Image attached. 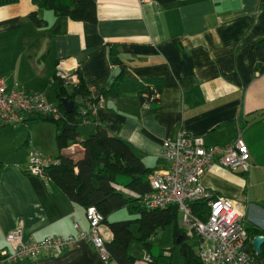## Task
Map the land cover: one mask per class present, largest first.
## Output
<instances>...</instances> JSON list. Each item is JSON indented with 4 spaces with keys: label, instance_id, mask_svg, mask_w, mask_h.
Here are the masks:
<instances>
[{
    "label": "crops",
    "instance_id": "0c3cea01",
    "mask_svg": "<svg viewBox=\"0 0 264 264\" xmlns=\"http://www.w3.org/2000/svg\"><path fill=\"white\" fill-rule=\"evenodd\" d=\"M96 15L95 23L74 21L33 0L0 6V77L55 103L53 72L74 79L79 74L95 97L121 71L118 93L101 97L93 116L154 171L168 165L163 141H175L180 133L202 137L206 146H223L241 135L249 170L232 171L214 160L202 184L232 199L242 226L264 236V0H96ZM116 56L122 67L114 63ZM147 87L158 88L160 98L146 108L140 93ZM10 126L0 118V146L10 145L0 159V249L7 247L5 235L20 228L25 240L73 237L61 252L25 264H106L88 240L77 237L74 224L88 229L84 206L52 191L46 179L27 173L12 156L27 146V163L31 151L56 157L55 125L29 119L12 126L17 134ZM128 213L109 220L137 215ZM100 234L107 242L112 238L104 223ZM252 238L245 251L253 264H264V242L256 253ZM154 239V245L169 244ZM135 244L134 256L148 254Z\"/></svg>",
    "mask_w": 264,
    "mask_h": 264
},
{
    "label": "trees",
    "instance_id": "16d2710c",
    "mask_svg": "<svg viewBox=\"0 0 264 264\" xmlns=\"http://www.w3.org/2000/svg\"><path fill=\"white\" fill-rule=\"evenodd\" d=\"M17 1L0 0V6ZM156 1L168 3L173 0ZM33 2L40 8L52 10L57 16L74 21L95 23L97 20L96 0H33ZM30 16L34 22H40L36 18V13L32 12ZM113 54L110 52V56ZM112 58L114 63L123 66L117 56ZM51 77L54 82L53 93L57 114L29 118L52 122L55 125L57 162L44 169L51 190L64 192L71 201L84 206V215L88 206H94L102 213V223L106 224L112 233L111 240L106 241L105 245L110 258L117 264H131L137 258L130 252L133 243L141 245L147 251L150 256L148 264H170V254L166 249L153 244V239L169 224L173 225L174 242L179 246L183 264H200L197 250L195 251L186 241L188 237L179 225L177 206L172 205L163 210H148L142 202L144 195L150 191L149 175L155 169L145 166L125 140L112 134L93 116L94 108L101 97L118 93L119 84L123 80L122 72L113 76L110 82L101 88L100 96L95 97L91 95L79 74L75 83H69L54 72ZM62 98L74 103L71 112L64 110L60 102ZM82 117L88 118L87 124L92 125V131L78 132ZM71 144H79L83 148V154L77 160L72 159L64 151ZM189 206L193 215L206 218L208 207L205 199L190 201ZM122 209L137 215L134 218L109 220L113 213ZM132 225L137 226L138 235L133 233ZM244 229L251 238L263 234L261 230L247 226ZM194 244L198 245L197 240ZM261 254H264V248Z\"/></svg>",
    "mask_w": 264,
    "mask_h": 264
},
{
    "label": "built area",
    "instance_id": "2783aa9c",
    "mask_svg": "<svg viewBox=\"0 0 264 264\" xmlns=\"http://www.w3.org/2000/svg\"><path fill=\"white\" fill-rule=\"evenodd\" d=\"M61 77L69 83L77 81L73 77ZM140 97L141 104L147 108L159 100L160 91L156 87H147L141 91ZM55 114L57 107L54 102L46 101L41 94L24 87L9 86L0 77V118L4 124H26L29 118ZM81 122L85 123L84 120ZM64 151L74 160L83 154L79 144H71ZM162 155L168 168L149 175L151 190L142 199L145 208L162 210L177 206L182 214L179 225L184 234L198 242L200 264H253L244 249L249 237L233 200L214 195L202 184V177L214 160L232 171L249 170L250 152L241 135L223 146H206L202 137L180 133L175 141H163ZM56 162V157H44L37 151H31L26 171L47 179L44 169ZM196 199H205L208 203L209 212L205 219L191 212L189 202ZM85 218L88 229L82 230L74 224L77 237L88 240L104 263L117 264L110 258L106 241L100 234L102 213L94 206H88L85 208ZM5 242L7 247L0 249V264H25L39 256L47 257L61 252L72 244L73 237L58 235L25 240L22 229L15 228L5 235ZM149 261L150 256L146 254L131 264H148Z\"/></svg>",
    "mask_w": 264,
    "mask_h": 264
},
{
    "label": "rangeland",
    "instance_id": "374dc122",
    "mask_svg": "<svg viewBox=\"0 0 264 264\" xmlns=\"http://www.w3.org/2000/svg\"><path fill=\"white\" fill-rule=\"evenodd\" d=\"M47 98L52 99L51 93L47 96ZM12 126L16 127L14 125H12ZM12 126H10V128L14 129V132L17 134V130L19 128L18 127L17 128H13ZM91 130H92V125H88V124H82L81 123L79 125V127H78V132H81V131L88 132V131H91ZM52 147L54 148V153H55L56 148H55L54 142H52ZM9 148H10V145L7 142L2 143V145L0 146V159L1 158H5L6 154L8 153V149ZM29 150H30V148H29ZM25 151H28V147L27 146L26 147L25 146L24 147L21 146L18 149H16L15 151L12 152V156L15 159L18 158V160L20 162H23L24 166L26 167L28 158L25 157ZM129 215L130 214L128 213V210L123 209L120 212L112 215L111 216V220L112 219H118V218H124V217H127ZM181 220H182V214L180 212H178V221L180 222ZM172 226H173L172 224L166 225L164 227V229L160 233H158V235L154 239V243H160V244L169 243V244L164 245V248L170 254V264H183V258H182L181 254L179 252V246L174 242ZM133 229H135V225L133 226ZM195 240H194V238H190V237L186 239V241L190 245H192L193 249L196 251L197 250V246L194 244ZM138 246H139L138 244H135V247H138ZM143 255L144 254L139 255L138 258H142Z\"/></svg>",
    "mask_w": 264,
    "mask_h": 264
},
{
    "label": "water",
    "instance_id": "95a60500",
    "mask_svg": "<svg viewBox=\"0 0 264 264\" xmlns=\"http://www.w3.org/2000/svg\"><path fill=\"white\" fill-rule=\"evenodd\" d=\"M60 102L62 103L63 108L66 112L69 113L72 111L73 106H74V103L72 101H69L66 98H62ZM177 240H179V238ZM263 242H264V236L261 234L256 235L252 238V244H253V247L256 253L261 252V245L263 244Z\"/></svg>",
    "mask_w": 264,
    "mask_h": 264
},
{
    "label": "bare ground",
    "instance_id": "6f19581e",
    "mask_svg": "<svg viewBox=\"0 0 264 264\" xmlns=\"http://www.w3.org/2000/svg\"><path fill=\"white\" fill-rule=\"evenodd\" d=\"M183 134H185V133H183ZM186 135H188V134H186ZM192 136V135H191ZM168 168V165L166 166V167H164V168H162V169H167ZM150 183V182H149ZM150 190H151V185H150ZM192 201H194V200H192ZM206 204H207V207H208V210H207V215H208V212H209V206H208V203H207V201H206ZM207 217V216H206ZM244 249H245V247H244ZM246 252V251H245ZM247 254V253H246ZM248 256V255H247Z\"/></svg>",
    "mask_w": 264,
    "mask_h": 264
}]
</instances>
